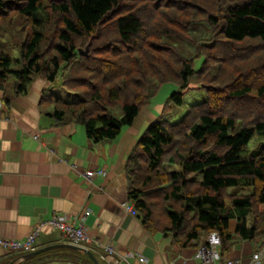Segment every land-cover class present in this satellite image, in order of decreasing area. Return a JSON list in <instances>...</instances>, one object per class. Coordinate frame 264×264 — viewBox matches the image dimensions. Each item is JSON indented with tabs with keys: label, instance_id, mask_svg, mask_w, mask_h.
<instances>
[{
	"label": "trees",
	"instance_id": "16d2710c",
	"mask_svg": "<svg viewBox=\"0 0 264 264\" xmlns=\"http://www.w3.org/2000/svg\"><path fill=\"white\" fill-rule=\"evenodd\" d=\"M58 74L63 90L40 102L95 142L131 124L162 83H200L204 99L175 121L155 117L137 138L127 198L146 228L182 245L216 231L225 247L229 218L239 238L262 244L264 0H0V88L9 76L24 92Z\"/></svg>",
	"mask_w": 264,
	"mask_h": 264
},
{
	"label": "crops",
	"instance_id": "0c3cea01",
	"mask_svg": "<svg viewBox=\"0 0 264 264\" xmlns=\"http://www.w3.org/2000/svg\"><path fill=\"white\" fill-rule=\"evenodd\" d=\"M8 81L9 77L0 88V237L24 238L53 214H71L76 220L89 209L83 220L87 232L112 242L117 253L103 257V248L72 242L59 228L44 223L33 250L50 247L21 260L32 250L8 251L0 246V264H95L83 250L53 245L58 243L88 248L99 264H113L119 255L125 257L121 264H133L138 254L146 258L144 264H200L194 251L205 242L204 231L182 245L170 231L146 228L137 213L131 214L121 204L128 197L126 158L155 118L150 107H144L114 138L95 142L82 124H57L49 115L40 97L53 86L50 81L36 76L24 92H16L13 79ZM99 167L106 171L104 175H94L89 182L83 179L82 171ZM259 210L264 212V204ZM234 228L235 219L229 218L231 236L225 247H217V262L223 264L227 257L249 264L251 252L262 249L258 264H264V235L256 247L239 238Z\"/></svg>",
	"mask_w": 264,
	"mask_h": 264
},
{
	"label": "built area",
	"instance_id": "2783aa9c",
	"mask_svg": "<svg viewBox=\"0 0 264 264\" xmlns=\"http://www.w3.org/2000/svg\"><path fill=\"white\" fill-rule=\"evenodd\" d=\"M106 171L104 168H88L82 171V177L86 182H89L91 177L97 174L104 175ZM122 206L129 211L131 214H136L137 211L134 206V202L127 198L121 202ZM89 209H85L80 216L73 217L71 214H53L46 220L40 221L24 238H6L0 237V246L8 251H30L33 250L34 240L36 235L40 231L42 224L46 223L51 228H59L63 235L70 241L75 243H90L96 244L97 246L103 248V257H106L110 253H117L116 247L112 242H105L102 238L97 236H92L87 232L84 226V217L89 213ZM220 244V237L216 231H209L206 233L205 242L199 244L194 251V256L199 260L200 264H219L217 261L219 259V254L217 247ZM262 253V249H257L251 252L249 264H258L259 256ZM129 254H131L129 252ZM135 263L133 264H144L146 258L138 254ZM125 258V257H123ZM120 255L113 264H121ZM173 264V263H170ZM223 264H242L237 258H224Z\"/></svg>",
	"mask_w": 264,
	"mask_h": 264
},
{
	"label": "rangeland",
	"instance_id": "374dc122",
	"mask_svg": "<svg viewBox=\"0 0 264 264\" xmlns=\"http://www.w3.org/2000/svg\"><path fill=\"white\" fill-rule=\"evenodd\" d=\"M225 48L221 49V52ZM13 56H19V49L16 47L12 53ZM200 60H196L195 67H198ZM13 77L9 76L10 83ZM61 78L60 74L57 75L54 81L51 84L54 86V90H63V87L60 86ZM51 85V86H52ZM173 91H182V102L175 103L174 101H169L165 110L164 105L166 104L169 95ZM205 98V88L201 86L200 83L190 82L188 87L185 89H181L179 84L174 81H166L160 85L157 92L151 97L148 107L152 110L155 117L160 116L159 118H166L169 120H177L181 118V116L185 113L188 109L190 104L194 102H198ZM256 141V134H254L247 143L248 148H252L255 145ZM198 176H201L199 174Z\"/></svg>",
	"mask_w": 264,
	"mask_h": 264
},
{
	"label": "water",
	"instance_id": "95a60500",
	"mask_svg": "<svg viewBox=\"0 0 264 264\" xmlns=\"http://www.w3.org/2000/svg\"><path fill=\"white\" fill-rule=\"evenodd\" d=\"M79 51L82 52L81 49H79ZM86 51H87V48L84 50V53H86ZM53 245L54 246H68V247L81 249V250H83L85 253H87L92 258V260L94 261L95 264H99L98 260L95 258L93 253L88 248H85V247H82V246H78V245H75V244H72V243H58V244H53ZM48 247H50V245L44 246V247H40V248H37V249L32 250L30 252L24 253L23 255H21V260H26V259L32 257L33 255H35L36 253H38V252H40V251H42L44 249H47Z\"/></svg>",
	"mask_w": 264,
	"mask_h": 264
}]
</instances>
